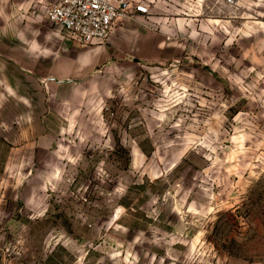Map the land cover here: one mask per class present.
I'll list each match as a JSON object with an SVG mask.
<instances>
[{
	"label": "rangeland",
	"instance_id": "374dc122",
	"mask_svg": "<svg viewBox=\"0 0 264 264\" xmlns=\"http://www.w3.org/2000/svg\"><path fill=\"white\" fill-rule=\"evenodd\" d=\"M51 1L0 0V264H264V0H134L65 87L3 53Z\"/></svg>",
	"mask_w": 264,
	"mask_h": 264
},
{
	"label": "crops",
	"instance_id": "0c3cea01",
	"mask_svg": "<svg viewBox=\"0 0 264 264\" xmlns=\"http://www.w3.org/2000/svg\"><path fill=\"white\" fill-rule=\"evenodd\" d=\"M37 30L34 37L18 33L9 42V50L4 49L3 53L14 66L29 77L41 79L42 83L57 87L77 85L108 62L104 42L79 49L65 41L56 29L42 26ZM112 39L115 38L111 37L110 42L114 41Z\"/></svg>",
	"mask_w": 264,
	"mask_h": 264
},
{
	"label": "built area",
	"instance_id": "2783aa9c",
	"mask_svg": "<svg viewBox=\"0 0 264 264\" xmlns=\"http://www.w3.org/2000/svg\"><path fill=\"white\" fill-rule=\"evenodd\" d=\"M132 8L142 16L150 13L146 3L134 4V0H52L44 14L65 41L87 47L106 42Z\"/></svg>",
	"mask_w": 264,
	"mask_h": 264
}]
</instances>
